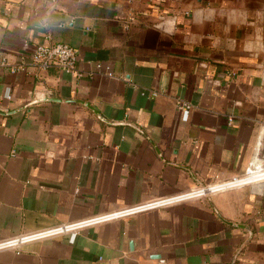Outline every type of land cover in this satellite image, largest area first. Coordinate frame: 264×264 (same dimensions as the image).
Returning <instances> with one entry per match:
<instances>
[{
	"label": "crops",
	"instance_id": "0c3cea01",
	"mask_svg": "<svg viewBox=\"0 0 264 264\" xmlns=\"http://www.w3.org/2000/svg\"><path fill=\"white\" fill-rule=\"evenodd\" d=\"M230 7L247 22L230 24ZM262 32L264 0H0V241L264 172V53L245 46ZM55 43L78 51L75 73L31 64ZM0 264H264V181L2 250Z\"/></svg>",
	"mask_w": 264,
	"mask_h": 264
},
{
	"label": "built area",
	"instance_id": "2783aa9c",
	"mask_svg": "<svg viewBox=\"0 0 264 264\" xmlns=\"http://www.w3.org/2000/svg\"><path fill=\"white\" fill-rule=\"evenodd\" d=\"M25 48L28 49L29 45L26 44ZM30 58H31V64L38 68L44 70L50 68H57L66 73H75L77 69L79 55H78V51L75 48L64 43H55L51 45H40L35 47L32 51ZM28 65L29 62L27 59V55L24 54L22 56V63L18 68H16V71L25 72L28 68ZM109 76H111L110 73ZM154 95H157V93ZM7 98H9V95H7ZM191 108L192 106L188 103L178 102V110L182 114L183 121L188 120ZM262 181H264V172H258L255 170L253 166H251L246 170V173L241 177L234 178L233 180H230L226 183L215 184L212 186H208L206 188H201L199 190L190 192L188 194H184L176 198H172L168 200H160L158 202L132 208L130 210H126L114 215L103 216L100 218H92L90 220L77 222L74 224H63L47 230H42L31 234H26L0 241V251L6 249H12L18 251L22 245L35 241L51 239L65 234H71L72 238L74 239V237L76 236V232L78 230L97 224L102 221L109 220L114 217H123L126 215L143 212L150 209L164 207L174 202H179L193 198H201L207 196L208 194H213L232 188H239Z\"/></svg>",
	"mask_w": 264,
	"mask_h": 264
},
{
	"label": "clouds",
	"instance_id": "9594fccd",
	"mask_svg": "<svg viewBox=\"0 0 264 264\" xmlns=\"http://www.w3.org/2000/svg\"><path fill=\"white\" fill-rule=\"evenodd\" d=\"M250 12L246 7H230L226 8L222 15L227 19L230 24H244L247 22ZM217 12L215 9H199L194 13V17L198 22L206 20H214ZM166 35H172L174 33L165 32ZM257 36L260 38L257 39ZM251 45L250 52L253 55L264 53V32L254 34L250 39L245 41V46Z\"/></svg>",
	"mask_w": 264,
	"mask_h": 264
},
{
	"label": "water",
	"instance_id": "95a60500",
	"mask_svg": "<svg viewBox=\"0 0 264 264\" xmlns=\"http://www.w3.org/2000/svg\"><path fill=\"white\" fill-rule=\"evenodd\" d=\"M53 100V99H52ZM0 114H5L4 112L0 111Z\"/></svg>",
	"mask_w": 264,
	"mask_h": 264
}]
</instances>
